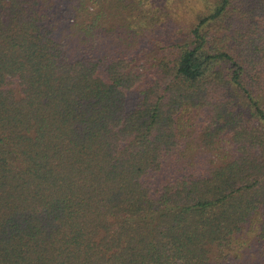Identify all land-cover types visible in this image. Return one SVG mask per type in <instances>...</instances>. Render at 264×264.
<instances>
[{
	"label": "trees",
	"instance_id": "1",
	"mask_svg": "<svg viewBox=\"0 0 264 264\" xmlns=\"http://www.w3.org/2000/svg\"><path fill=\"white\" fill-rule=\"evenodd\" d=\"M0 264H264V0H0Z\"/></svg>",
	"mask_w": 264,
	"mask_h": 264
}]
</instances>
